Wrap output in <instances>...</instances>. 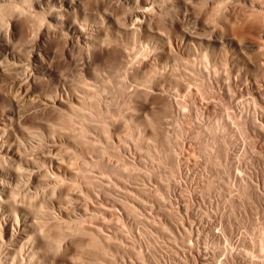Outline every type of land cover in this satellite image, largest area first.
Returning <instances> with one entry per match:
<instances>
[{
	"label": "rangeland",
	"instance_id": "1",
	"mask_svg": "<svg viewBox=\"0 0 264 264\" xmlns=\"http://www.w3.org/2000/svg\"><path fill=\"white\" fill-rule=\"evenodd\" d=\"M79 1L66 18L95 31L88 43L55 27L35 39L25 14L9 40L0 10V138L18 152L0 156V264H264V0L263 14L250 0H149L136 33L123 17L141 0ZM10 215L31 226L7 229Z\"/></svg>",
	"mask_w": 264,
	"mask_h": 264
},
{
	"label": "bare ground",
	"instance_id": "2",
	"mask_svg": "<svg viewBox=\"0 0 264 264\" xmlns=\"http://www.w3.org/2000/svg\"><path fill=\"white\" fill-rule=\"evenodd\" d=\"M28 1H29V4H27L26 5V2L28 3ZM112 1V0H111ZM122 0H117V3H122L121 2ZM126 1V3H128L129 1H131V2H135V1H133V0H124V2ZM23 2V4H24V2L25 1H22V0H0V10H2L3 8H4V10H6L7 9V11L9 10V12L11 13V19L6 23H3V21H5V18L6 17H4V15H3V17H4V20L1 22V23H3V24H6V25H4V26H6L5 28L4 27H2L3 29H4V32L8 35L7 37H8V39H9V37L11 38V36L14 38V34H13V27H14V24H15V21L18 19V18H20L21 17V15L22 14H25L26 16H27V18L32 22V24H33V26L35 27V28H37V31H36V35H35V39H39L40 37H41V34L43 33V30H48L49 28H56L58 31H60V33H62V35L63 36H65L66 37V39H67V41L69 40H73V39H76L78 42H87L88 43V41H90L91 40V35L93 36L94 34H89V32L90 31H92V30H88L87 31V29H86V27L84 26V24H79V23H77V21L76 20H70V19H68V18H66L67 17V15L66 14H68V13H75V12H77L78 10H79V8H80V1L79 0H26V2H25V4L24 5H20L19 3H22ZM113 2H114V0H113ZM123 2V3H124ZM153 2V1H152ZM152 2H150L149 0H141V2L139 3V2H137L136 1V3H139L140 4V6L139 5H137V6H139L137 9H133V10H131V11H129V12H124L125 14H127L126 16H125V14H124V16L125 17H123V18H125V20H126V22H129V24H127L126 22H123L122 21V23H126L127 24V27H125V28H127V29H129V30H133L135 33L136 32H138V31H135V30H137V29H142V28H145L146 27V24H148L147 23V21H148V19L149 18H151V16H150V13H153L152 12V9H151V11H149L150 10V5L152 4ZM250 4H252V3H256V5H257V7L258 8H262L263 9V2L262 1H259V0H257V1H255V0H250ZM119 3V4H120ZM154 3V2H153ZM125 4V3H124ZM123 4V5H124ZM135 4V3H134ZM158 4V3H157ZM161 4V3H160ZM136 5V4H135ZM153 5V4H152ZM156 5V4H155ZM188 5V4H187ZM127 6V5H126ZM129 6V5H128ZM154 6V5H153ZM152 6V7H153ZM162 6H163V4H162ZM122 8H123V6H121ZM252 7H253V4H252ZM6 8V9H5ZM121 8V9H122ZM254 8H256V7H254ZM157 9V8H156ZM160 9H161V7H160ZM188 9V8H187ZM252 9V8H251ZM262 9H261V12H262ZM162 10V9H161ZM165 10V9H164ZM259 10V9H258ZM97 11H99L100 12V10L98 9ZM96 11V12H97ZM256 11H257V9H256ZM0 12H2V11H0ZM4 12V11H3ZM40 12H45V13H47V18H44V17H46V16H44V14L42 15V17H41V15H40V17H38V18H34V16L36 15V14H38V13H40ZM98 12V13H99ZM105 12H109V11H105ZM258 12V11H257ZM256 12V13H257ZM5 13V12H4ZM8 13V12H7ZM101 13H103V12H101ZM101 13H99V16H100V14ZM158 13V12H157ZM253 13V12H252ZM77 14V13H76ZM115 14V13H114ZM155 14V13H154ZM249 14H251V13H249ZM259 14V13H258ZM260 14H263V12L262 13H260ZM5 15H6V13H5ZM10 15V14H9ZM97 15V14H96ZM190 15V14H189ZM264 15V14H263ZM8 16V15H7ZM44 16V17H43ZM99 16H97V17H99ZM2 17V15L0 16V18ZM2 17V18H3ZM79 17V16H78ZM114 17V16H113ZM117 17V16H116ZM154 17V16H153ZM190 17V16H189ZM252 17V16H251ZM261 17H263L264 18V16H261ZM1 18V19H2ZM73 18V17H72ZM85 18V17H84ZM101 20H111L112 19V17L110 16V15H108V14H103V15H101L100 17H99ZM156 18V17H155ZM259 18V17H258ZM73 19H75V18H73ZM78 19V18H77ZM80 19V18H79ZM95 19H96V16H95ZM100 19H98V21L100 20ZM114 19V18H113ZM229 19V18H228ZM251 19V18H250ZM256 19V18H255ZM97 20V19H96ZM95 20V21H96ZM117 20V19H116ZM124 20V21H125ZM151 20V19H150ZM149 20V21H150ZM244 20V19H243ZM247 20H248V16H247ZM263 19H261L260 21V23H262V26H261V29H259L260 28V26L258 27V31H260V38L262 39L261 41L264 43V20L262 21ZM1 21V20H0ZM82 21V20H81ZM87 21H88V19H87ZM117 21H119L120 22V20L118 19ZM181 21V20H180ZM226 21H228V20H226ZM246 21V20H245ZM251 21V20H250ZM255 21V20H254ZM254 21H252V23L254 22ZM84 22V21H83ZM93 22V21H92ZM100 22V21H99ZM105 22V21H104ZM114 22H116V21H114ZM119 22H117L118 24H119ZM152 22V21H151ZM242 22V21H241ZM246 22H249V21H246ZM259 22V21H258ZM106 23V22H105ZM110 23V22H109ZM116 23V24H117ZM244 23V22H243ZM251 23V22H250ZM86 24H88V23H86ZM98 24V23H97ZM103 24V23H102ZM101 24V25H102ZM107 24V23H106ZM105 24V25H106ZM115 24V23H114ZM115 24V25H116ZM126 24H125V26H126ZM245 24V23H244ZM243 24V25H244ZM254 24V23H253ZM93 25V24H92ZM98 25H100V24H98ZM104 25V24H103ZM113 24H111V25H109L110 27L112 26ZM152 25V24H151ZM242 25V24H241ZM248 25V24H247ZM250 25V24H249ZM261 25V24H260ZM119 26V25H118ZM121 26V25H120ZM148 26V25H147ZM245 26V25H244ZM88 27V26H87ZM98 27H101V26H98ZM105 26H103V28H104ZM108 27V26H107ZM106 27V28H107ZM110 27H109V29H110ZM249 27V26H248ZM251 27V26H250ZM255 27H257V26H255ZM34 28V30H36ZM54 28V29H55ZM89 28H90V25H89ZM94 28V27H93ZM102 28V27H101ZM106 28H104V29H106ZM114 28V27H113ZM254 27H252V29H253ZM2 29V30H3ZM123 29V28H122ZM177 29V28H176ZM242 29V28H241ZM0 30H1V27H0ZM33 30V31H34ZM95 30V29H94ZM126 30V29H125ZM144 30V29H143ZM178 30V29H177ZM104 31V30H103ZM108 31V30H107ZM93 32V31H92ZM95 32V31H94ZM93 32V33H94ZM173 32V31H172ZM188 32V31H187ZM106 33V32H105ZM134 33V34H135ZM179 34V33H178ZM247 34V33H246ZM34 37V36H33ZM184 37V36H183ZM191 37V36H190ZM244 37H246V36H244ZM92 38H94V36L92 37ZM186 38V37H185ZM187 38H188V36H187ZM250 38H252L251 36H250ZM249 37L248 38H246L245 40L243 39L242 41H243V46L244 47H246V48H258L259 47V49L261 50V48H260V44H263V43H261V41H254L253 39H250ZM254 38V37H253ZM9 40H11V39H9ZM100 40V39H99ZM108 40V39H107ZM13 41V40H12ZM97 41V40H96ZM103 41V40H102ZM87 43H85V44H87ZM103 43H105V42H103ZM179 43V42H178ZM240 44H241V42H240ZM68 45V44H67ZM89 45V44H88ZM99 47V46H98ZM180 47V46H179ZM87 49V48H86ZM258 50V49H257ZM90 51V50H89ZM264 53V52H263ZM6 54L8 55V54H10L13 58H15L16 57V54L15 53H13V52H10V51H8V49H7V51H6ZM91 54V53H90ZM264 55V54H263ZM4 57H6V56H4ZM33 57H35V58H39V54H38V52H36V53H34L33 54ZM263 57V56H262ZM31 58V57H30ZM16 59V58H15ZM0 60H2V59H0ZM89 60V59H88ZM11 62V61H10ZM14 64L15 63H18V62H15V60H14V62H13ZM37 63V62H36ZM2 64H4L3 62L1 63V61H0V71H4V66H2ZM24 64H25V62H24ZM12 65V64H11ZM16 65V64H15ZM14 65V66H15ZM19 65V64H18ZM21 66H22V64H20ZM27 65V64H26ZM8 66V65H7ZM6 67V66H5ZM32 67V66H31ZM29 68V67H28ZM35 71V70H34ZM25 74H26V72H25ZM30 74H31V72H30ZM27 75V74H26ZM11 76V75H10ZM32 76H33V73H32ZM31 77V76H30ZM28 78V75L26 76V79L25 78H23V79H25V80H28L27 79ZM24 80V81H25ZM30 80V79H29ZM23 81V80H22ZM26 82V81H25ZM31 82V81H30ZM12 84V83H11ZM17 85L18 86H16L17 87V89L19 88V90L21 91V93L22 94H26L27 92H28V89H27V86H26V84H24L23 82H21L20 80L17 82ZM65 87V86H64ZM16 89V90H17ZM18 90V91H19ZM54 94V93H53ZM68 95V94H67ZM58 96V95H57ZM59 97V96H58ZM50 98H48L47 96L45 97V98H43L41 101H40V103L41 104H43V103H48L50 100H49ZM13 100H14V102L16 103V104H18L19 103V98L17 97V96H14V98H13ZM55 101V100H54ZM63 102V101H62ZM22 103V102H21ZM19 105V104H18ZM21 105V104H20ZM57 107H59V106H57ZM8 116V118H5L6 120H11L12 118H10V117H12V115L11 116H9V115H7ZM18 116V115H17ZM3 117V116H2ZM4 119V118H3ZM2 119V120H3ZM19 121V120H18ZM20 122V121H19ZM1 124H4V122L2 121V122H0V137L2 136L1 134V131H2V126L3 125H1ZM47 124V123H46ZM48 124H50V122L48 123ZM64 124H66V123H64ZM10 125V124H9ZM22 125V124H21ZM5 126H7V125H5ZM53 126V125H52ZM10 127V126H9ZM4 128V127H3ZM20 128H21V126H20ZM28 128V127H27ZM53 128H55V127H53ZM62 128V127H61ZM60 128V129H61ZM64 128V127H63ZM62 128V129H63ZM39 129V128H38ZM4 130H7L6 129V127H5V129ZM13 130L15 131V129L13 128L12 129V132H13ZM22 130V129H21ZM30 130V129H29ZM46 130V129H45ZM64 130V129H63ZM31 131V130H30ZM34 131V130H33ZM39 131V130H38ZM54 131V130H53ZM64 132V131H63ZM66 132V131H65ZM15 133V132H14ZM28 133H29V131H28ZM4 134V133H3ZM13 134V133H12ZM33 134V133H32ZM39 134V133H38ZM5 135H7V132L5 133ZM30 135V134H29ZM51 135V134H50ZM7 136H9V135H7ZM17 136H18V133H17ZM33 136V135H32ZM49 137V136H48ZM50 137H52V136H50ZM10 138V137H9ZM24 138V137H23ZM13 138H11L10 140H12ZM54 139H55V137H54ZM8 138L6 139V140H4V139H1L0 138V156H10L11 158L12 157H16L17 156V153L18 152H16V150H14V148H12L11 147V145L10 144H14V142H13V140H12V142L13 143H11V142H9L8 143ZM19 140V139H18ZM15 142H17V140L15 141ZM19 142H23V141H19ZM25 142H27V141H25ZM23 144V143H22ZM18 145H20V143H18ZM24 147V146H23ZM52 148V147H51ZM17 151H18V149H17ZM20 151V150H19ZM22 152V151H21ZM2 154V155H1ZM49 154L50 153H48V156H49ZM54 154V153H53ZM53 154H50V155H53ZM21 156V155H20ZM30 158V157H29ZM55 158V157H54ZM7 159V158H6ZM33 160H34V158H32ZM31 159V160H32ZM30 160V161H31ZM8 161V160H7ZM6 160H5V157H4V162L5 163H7L6 164V166H8V162H10V160L7 162ZM34 161H36V160H34ZM33 161V162H34ZM48 161L51 163V164H54L56 167H58V166H60V164H59V162L57 161V160H55V159H53V158H49L48 159ZM4 162H0L1 164H4ZM32 162V161H31ZM37 162V161H36ZM1 164H0V166H1ZM41 164H43V163H41ZM13 165V164H12ZM11 164H10V166H12ZM44 165H47V164H44ZM43 165V166H44ZM30 166V165H29ZM42 166V167H43ZM48 166V165H47ZM52 166V165H51ZM4 167V166H3ZM36 167V166H35ZM34 167V169H32V174H34V172H33V170H35L36 168ZM38 167V166H37ZM41 167V168H42ZM6 168V167H5ZM39 168V167H38ZM44 168V167H43ZM42 168V169H43ZM45 168H46V166H45ZM47 169V168H46ZM36 170H38V169H36ZM45 170V169H44ZM60 170V169H59ZM2 171V168L0 167V172ZM31 171V170H30ZM51 171V170H50ZM53 171V170H52ZM42 172V171H41ZM48 172V171H47ZM46 172V173H47ZM10 173V172H9ZM38 173H40L39 172V170H38V172H37V174ZM54 173H55V171H54ZM1 174V173H0ZM31 174V173H30ZM31 174V175H32ZM45 174V173H44ZM48 174V173H47ZM52 175V174H51ZM56 175L57 174H55V175H53V179H54V176H55V179H56ZM60 175V174H59ZM33 176V175H32ZM58 176V175H57ZM50 177V176H49ZM1 178H3V177H1ZM52 178V177H51ZM14 179V178H13ZM1 180V179H0ZM3 180V179H2ZM0 181V190H5V186H4V184H7V183H4L3 181H6V179H5V177H4V180L3 181ZM57 180V179H56ZM61 180V179H60ZM11 180H8L7 179V182H10ZM16 182V181H15ZM19 182V181H18ZM4 183V184H3ZM13 183V182H12ZM11 183V184H12ZM10 184V185H11ZM56 186V185H55ZM54 186V187H55ZM11 187V186H10ZM10 189V188H9ZM6 191V190H5ZM10 190H8V192H9ZM11 193L13 192V191H10ZM9 192V193H10ZM3 193V192H2ZM44 193V192H43ZM9 195V194H8ZM3 196V195H2ZM10 196V195H9ZM8 196V197H9ZM0 198H4V197H1L0 196ZM6 199V201H7V198H5ZM12 198H9V201L11 200ZM1 201H3V200H1ZM9 201H7V204H8V202ZM12 201V200H11ZM15 201V200H14ZM13 202V201H12ZM2 203L3 202H1L0 203V206L2 205ZM19 203H21V202H19ZM18 203V204H19ZM22 204V203H21ZM25 204V203H24ZM14 205H16V204H14ZM63 206V205H62ZM3 207V206H2ZM2 207H0V208H2ZM11 207V206H10ZM10 207H8L9 209H10ZM14 207V206H13ZM12 207V208H13ZM22 207V206H21ZM21 207H19V209L21 208ZM24 207V206H23ZM15 208H17V207H15ZM25 209V208H24ZM13 210H15L14 208H13ZM23 210V209H22ZM17 211V210H16ZM15 211V212H16ZM18 212V211H17ZM0 213H1V211H0ZM22 213V212H21ZM2 214V213H1ZM6 214H7V212H6ZM9 214H13V211H12V213H9ZM17 214H19V213H16L15 215L16 216H18ZM26 214H27V212H26ZM29 214V213H28ZM4 216V215H3ZM2 216V217H3ZM23 216V215H22ZM31 216V215H30ZM55 216V215H54ZM57 216V215H56ZM6 218V217H5ZM18 218H19V216H18ZM17 217H15V216H13V215H10L9 216V218L7 217V221H8V223L6 222V220H5V222H6V224L8 225L7 226V229H9L10 227H14V228H17L19 231L20 230H24V228H25V226H26V224H27V222L26 223H24V222H22V221H20L19 219H18ZM4 219V218H3ZM24 220H27V218H26V216L23 218ZM32 219V218H31ZM55 219V218H54ZM4 221V220H3ZM34 221V220H33ZM31 222V221H30ZM32 223V222H31ZM31 223H29L28 222V224H30V226H31ZM1 224V223H0ZM2 225L3 224H1V227H2ZM29 226V227H30ZM1 229H4L3 227L1 228ZM10 229H12V228H10ZM15 230V229H14ZM28 230H29V228H28ZM0 231H2V230H0ZM8 231V230H7ZM6 231V232H7ZM16 232H17V230H15ZM21 231V232H22ZM2 232H4V231H2ZM2 232H0V234L1 235H3V233ZM28 232L30 233V231H27V232H25V234L27 233L28 234ZM12 233V232H11ZM22 233H24V232H22ZM14 234H16V233H14ZM39 234V233H38ZM19 235V234H18ZM34 235V234H33ZM33 235H31V236H33ZM14 236V235H13ZM20 236H21V234H20ZM28 236V235H27ZM30 236V235H29ZM37 236V235H36ZM24 237V236H23ZM1 239L3 238L4 239V236L2 237H0ZM24 238H27V237H24ZM34 238V237H33ZM39 238V237H38ZM13 239V238H12ZM21 239V238H20ZM40 239V238H39ZM43 239V238H42ZM41 239V240H42ZM6 240V239H5ZM5 240H4V243L3 244H5L4 246H6L7 244L5 243ZM9 240V239H8ZM26 240V239H25ZM34 240V239H33ZM32 240V241H33ZM7 241V240H6ZM22 241V240H21ZM27 241V240H26ZM37 242V241H36ZM11 243V242H10ZM262 243V242H261ZM12 244V243H11ZM33 244V243H32ZM24 245V244H23ZM22 246V245H21ZM21 246H20V248H21ZM28 246V245H27ZM1 247V246H0ZM8 247V246H7ZM15 247V246H14ZM40 247V246H39ZM13 248V247H12ZM31 248H32V246H31ZM37 248V247H36ZM41 249V248H40ZM15 251H17V250H15ZM14 251V252H15ZM18 251H19V248H18ZM24 252V251H23ZM45 252V251H44ZM20 253V252H19ZM22 253V252H21ZM25 253V252H24ZM34 253V252H33ZM32 253V254H33ZM12 254V253H11ZM26 254V253H25ZM30 255H31V253H30ZM35 255V254H34ZM15 256V255H14ZM39 256V255H38ZM37 256V257H38ZM34 257V256H33ZM32 258V257H31ZM36 260H37V258H36ZM29 261V260H28ZM35 261V260H34ZM33 261V262H34ZM40 261V260H39ZM39 261H38V263H39ZM44 261V260H43ZM73 261V260H72ZM32 262V263H33ZM41 262V261H40ZM71 262V261H70ZM30 263V262H29ZM73 263V262H72ZM9 264V263H8ZM11 264V263H10Z\"/></svg>",
	"mask_w": 264,
	"mask_h": 264
}]
</instances>
